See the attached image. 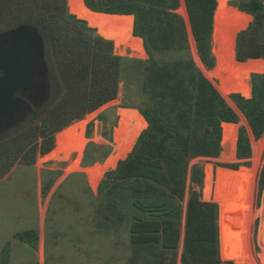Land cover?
Masks as SVG:
<instances>
[{
	"label": "trees",
	"instance_id": "trees-1",
	"mask_svg": "<svg viewBox=\"0 0 264 264\" xmlns=\"http://www.w3.org/2000/svg\"><path fill=\"white\" fill-rule=\"evenodd\" d=\"M67 3L68 0H0V20L9 30L22 26L38 30L54 80L63 90L62 97L54 100L55 85L44 105L46 126L41 133L44 137L41 153L52 151L54 133L68 127L72 120H81L115 100L124 76L134 78L136 71L135 77L142 78L143 90L151 102L150 106L140 109L148 128L128 158L107 174L104 185L112 184L110 193L125 202L134 244L176 251L184 219L182 264H222L219 208L216 203L202 199L204 171L201 166L195 165L191 171L192 187L185 218L182 203L190 162L196 158H219L223 152V125L237 124L239 116L191 61L166 63L153 58L154 54L188 51L185 23L176 13L179 1L85 0L93 12L134 17V36L143 40L151 55L146 62L119 56L120 44L114 42V45L102 38L101 21L87 19L88 25L82 14L77 18L69 12ZM185 4L200 58L211 70L215 67L212 36L217 0H185ZM233 6L246 14L230 6L225 11L223 35L226 31L227 49L235 50L236 45L237 61L241 63L264 60V0H237ZM251 17L252 22L244 30ZM249 86L251 98L234 94L231 99L259 140L264 133V73L253 74ZM71 111H75L74 118L65 121ZM29 129L32 127L11 132L21 130L17 134L27 137ZM34 129L37 133L38 127ZM19 141L20 138L11 137L2 143L0 157L14 151ZM36 149L35 145L26 154L30 151V155H35ZM236 150L238 160L246 161L252 156L244 127L238 131ZM240 166L224 167L238 170ZM263 191L264 167L259 176L258 205ZM115 207L108 206L112 212ZM103 217L109 219L108 215ZM116 220L122 223L125 217L119 212ZM16 237L37 247L38 235L34 231L21 232ZM9 261L7 247L0 264H9Z\"/></svg>",
	"mask_w": 264,
	"mask_h": 264
},
{
	"label": "rangeland",
	"instance_id": "rangeland-1",
	"mask_svg": "<svg viewBox=\"0 0 264 264\" xmlns=\"http://www.w3.org/2000/svg\"><path fill=\"white\" fill-rule=\"evenodd\" d=\"M178 1L179 9L176 13L185 23L188 51L186 53L169 52L154 54L153 58L159 62L166 63L189 60L206 77V74L214 71L217 66V57L214 54L216 45L218 44L224 50H232L227 49L229 43L227 32L225 31L223 35L222 29L223 39H218V41L215 39V31L213 32L212 51L215 67L209 70L200 58L195 39L193 43L190 37V20L188 24L185 12L183 11V2L185 3V0ZM235 1L230 2L228 5L246 14L233 6ZM81 2L83 3L82 0ZM82 12V16L84 15L85 19L101 21L102 38L120 44L119 56L142 62H146L151 58L145 45L146 58L128 56L127 53H137L139 47L136 44H132L131 49L129 46L128 48L125 46V40L129 35L127 26L126 23L115 20L117 17L108 21L105 19L106 17L89 13L84 9ZM86 14L88 15L86 16ZM252 20L251 17V21L244 30L249 27ZM9 31L11 30L8 29V26L0 20V36ZM235 58L237 60V54ZM259 62L261 70L255 74L264 73V61ZM47 65L49 69V98H51V91L56 85L54 92V100H56L62 97L63 90L54 80L55 77L53 76V71L49 68L48 61ZM134 74L135 76L137 75L136 71ZM135 76L128 79L124 76L119 84L117 98L103 105L98 110L85 115L81 120H72L75 116V111H71L66 115L65 121L72 120V123L68 127L94 115L83 128L84 145L79 170L67 173L71 163L45 160V157L55 150L58 134L64 132L68 127L54 133V147L51 152L45 155L41 153V146L44 141L41 133L46 126L45 104L47 103L37 110V114L34 113L26 122L13 128L23 129L24 127H32V130L29 129L30 131L27 132V137L22 135V133L17 134L21 130L11 132L13 129L0 134V145L11 137L20 138L18 146H16L14 151L6 157H0V173H3L0 176V260L2 259L4 249L9 247V264H160L161 261L165 264H182L183 234L185 236L184 219L181 227L180 243L176 251H166L161 247L154 248L134 244L130 229L131 221L128 217L125 202L110 193L112 184L104 185L107 174L114 170L107 172L103 176L96 189L91 187L87 173L84 171L85 169H93L97 165L104 164L115 152V135L120 122L123 124V128H121L123 132L122 134H118V136L123 142H126L130 135H133L142 126L140 119L129 117L127 114L126 116L122 114L121 118L119 113L122 109H130L138 111L141 114L140 109H145L151 105L149 95L143 90L142 78ZM214 81L216 83L218 80ZM249 83L251 84V79L248 81V86ZM231 96L226 101L239 116V122L233 125L236 126L237 132L241 127L247 130L252 156L246 161L238 160L237 155L232 160H224L222 154L217 159L196 158L192 160L187 173L185 199L182 203L183 214L185 218L189 193L192 187L191 171L195 165L201 166L204 171L203 201L214 202L219 208V204L214 199L218 182L216 172L219 168L230 169L224 167L225 165L240 164L239 169L244 168L246 170L244 186L248 183L251 185L253 183L250 201L244 202L242 200L241 203L238 201L244 214V229L249 228L248 230H250L249 246L245 243L242 245L241 255L247 261L251 258L250 261L252 260L255 264H264V243H261L259 238L263 220L264 191L259 205L257 199L259 176L264 167V133L259 140L255 139L246 117L238 109ZM36 127H38L37 133L34 132V128ZM52 127L54 129L57 126ZM35 145L37 148L35 155H30V151L26 154L27 150ZM31 158H34L32 163L29 162ZM75 159L76 155L73 156L72 160L75 161ZM244 163H248V166H245ZM207 167H211L212 169L211 187L206 186L205 169ZM205 190H208L209 196H205ZM109 205L116 206L114 212L109 210ZM119 212L125 217V221L122 223L116 220L117 213ZM104 214L108 215L109 219H105L103 217ZM218 227L221 254L219 219ZM25 231L37 233L38 242L36 248L16 237L18 233ZM221 261L222 264H235L222 258Z\"/></svg>",
	"mask_w": 264,
	"mask_h": 264
},
{
	"label": "bare ground",
	"instance_id": "bare-ground-1",
	"mask_svg": "<svg viewBox=\"0 0 264 264\" xmlns=\"http://www.w3.org/2000/svg\"><path fill=\"white\" fill-rule=\"evenodd\" d=\"M69 0V6L72 7L70 13L78 18V14H83V9L89 12L85 8L84 0ZM227 1L218 8V12L215 15V28L214 35L218 41L222 38V29L224 28V13L228 8ZM78 4L79 10H74L73 6ZM183 11L189 24V18L185 3L183 2ZM92 13V12H89ZM88 13V14H89ZM86 14V16L88 15ZM98 14V13H95ZM84 16V15H83ZM98 16H104L105 19L110 21L111 19L103 14ZM82 20V19H81ZM115 20L126 23L128 30V37L125 40V46L130 49L132 44H136L139 47L137 53H127L128 56L137 58H146V51L144 43L141 38L133 36L134 17L133 16H118ZM88 22H90L85 19ZM220 22V25L219 23ZM189 34L194 43V37L189 24ZM195 45V44H194ZM196 50V49H195ZM214 54L217 57V67L214 71L207 73L206 77L215 85L221 96L225 100H229L231 94H240L243 97L249 98L251 96V90L248 86V81L251 79L252 74L258 73L261 70L259 61H248L246 63H238L236 61L235 50H224L217 44L214 49ZM214 80H218L222 86H218ZM224 85L232 86L231 91H227ZM120 116L126 114L129 117H136L142 121V126L138 131L130 135L126 142H123L118 134H122L121 128H123L122 122H120L119 128L116 130L115 135V152L109 157V159L102 165H97L93 169L88 168L84 171L87 173L89 183L92 188L96 189L100 184L103 176L112 170H116L119 163L126 160L129 154L135 147L137 140L144 130H146L148 123L145 118L138 112L130 109L120 110ZM94 115L87 117L86 120L76 123L73 126L68 127L64 132L58 134L57 144L55 150L45 157V160H53L55 162H69L67 173L73 172V170H79L81 154L84 145L83 128ZM123 120V119H120ZM98 139V138H97ZM238 132L237 128L233 124L223 125V153L224 160H232L236 156ZM76 155L75 161L72 160ZM43 161V160H41ZM44 163V162H43ZM66 173V174H67ZM206 173V186L211 187V167L205 169ZM213 175V174H212ZM217 175V187L215 189L214 199L219 204L220 208V245H221V258L226 261H232L235 264H255L251 258L249 261L244 259L241 255L242 245L245 243L249 246L250 243V230L244 229V214L241 208V201H250L252 196V185L246 184L244 186V180L246 170L241 168L239 170H231L225 168H219L216 172ZM68 176V175H67ZM205 196H209L208 190H205ZM240 201V203H238ZM262 225L260 229V242L264 243V205L262 208ZM248 223V222H247ZM246 223V224H247ZM246 226V225H245ZM244 240V241H243ZM184 243V234H183ZM248 257V256H247Z\"/></svg>",
	"mask_w": 264,
	"mask_h": 264
},
{
	"label": "water",
	"instance_id": "water-1",
	"mask_svg": "<svg viewBox=\"0 0 264 264\" xmlns=\"http://www.w3.org/2000/svg\"><path fill=\"white\" fill-rule=\"evenodd\" d=\"M233 1L235 0L227 1V4ZM223 3L224 0H217L216 12H218V8ZM68 8L70 12L72 7L69 6V0ZM73 8L78 11V4L74 5ZM85 8L89 12L96 13L89 9L86 3ZM103 15L108 16L110 19L121 16L110 14ZM218 23L220 25V22ZM38 73L43 76L45 81L42 85V94L45 97L49 91V69L46 61L44 40L37 29L32 26H22L0 36V134L6 133L20 122L18 115H20V112L25 108L22 96L31 93V91L33 92L34 80ZM216 84L222 86L218 81H216ZM224 86L227 91L232 90V86Z\"/></svg>",
	"mask_w": 264,
	"mask_h": 264
},
{
	"label": "flooded vegetation",
	"instance_id": "flooded-vegetation-1",
	"mask_svg": "<svg viewBox=\"0 0 264 264\" xmlns=\"http://www.w3.org/2000/svg\"><path fill=\"white\" fill-rule=\"evenodd\" d=\"M44 82L45 81L43 79V76L38 73L34 80L33 92L31 91V93H29L30 95L27 93L22 96L25 108L20 112V115H18L20 122L13 128L26 122L37 110H39L47 102L49 98V91L47 92V94L45 93V97L42 94V85Z\"/></svg>",
	"mask_w": 264,
	"mask_h": 264
}]
</instances>
